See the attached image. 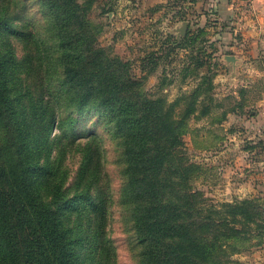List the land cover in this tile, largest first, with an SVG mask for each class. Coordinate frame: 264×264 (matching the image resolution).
<instances>
[{
	"label": "trees",
	"instance_id": "16d2710c",
	"mask_svg": "<svg viewBox=\"0 0 264 264\" xmlns=\"http://www.w3.org/2000/svg\"><path fill=\"white\" fill-rule=\"evenodd\" d=\"M14 2L0 0V44L13 38L22 51L16 57L14 46L0 49V121L18 160L9 162L0 142V264H18L15 247L21 243L19 264H39L31 223L52 245L57 264H76L64 221L77 210L84 214L78 241L98 248L99 264H117L106 234L115 203L128 238L141 246L136 264H235L233 256L253 237L252 227H260V207L249 199L213 204L190 187L189 166L182 161L185 120L196 102L200 114H207L212 96L199 101L194 92L177 111L176 101L142 93L127 62L95 46L96 30L77 0H16L20 7ZM67 109L75 112L71 124L84 116L94 124L83 144H67L51 133L62 128ZM41 145L49 147L42 163ZM105 145L117 157V200L105 170ZM67 147L78 156L71 181Z\"/></svg>",
	"mask_w": 264,
	"mask_h": 264
},
{
	"label": "rangeland",
	"instance_id": "374dc122",
	"mask_svg": "<svg viewBox=\"0 0 264 264\" xmlns=\"http://www.w3.org/2000/svg\"><path fill=\"white\" fill-rule=\"evenodd\" d=\"M77 3L86 10L96 30L95 46L106 50L110 57L127 62L129 74L140 81L142 93L150 98H164L167 103L176 101L177 111L187 106V97L194 92L199 101L206 94L212 96L213 103L206 104L207 114H200L202 105L196 102L194 112L185 120L182 161L189 166L187 180L190 187L202 192L213 204L255 201L260 207V216L256 218L260 227H252L253 237L240 245V252L233 259L235 264H264V2L231 0L228 13L220 14L216 4L206 0ZM1 46H14L16 57L22 54L21 43L13 38L3 37L0 49ZM74 115L72 109H67L62 114V128L54 127L51 133L63 135L67 144L72 140L83 144L87 130L94 124L87 116L79 124H71ZM0 142L5 144L4 155L11 154L9 162L18 161L6 134V123L1 121ZM105 148V170L117 200V157L111 146ZM50 149L54 156L52 142ZM48 150L47 145H41V163ZM66 157L71 181L78 156L68 148ZM35 158L36 154L31 161ZM51 181V187H57V181ZM120 211L116 203L108 209L109 247L117 264H136L141 246L128 238V226ZM65 216L66 211L59 217ZM33 218L37 219L36 213ZM64 222L71 227V250L76 264H99L95 255L98 248L93 246L91 251L89 243L78 241L76 233L78 224L84 223V214L77 210ZM89 230L93 234L92 227ZM29 232L31 246L37 248L39 244L35 262L57 264L44 233L38 232L32 223ZM23 248L24 243L15 247L18 264Z\"/></svg>",
	"mask_w": 264,
	"mask_h": 264
},
{
	"label": "crops",
	"instance_id": "0c3cea01",
	"mask_svg": "<svg viewBox=\"0 0 264 264\" xmlns=\"http://www.w3.org/2000/svg\"><path fill=\"white\" fill-rule=\"evenodd\" d=\"M207 3L216 4V9H218V13H228L229 9L231 8L230 1L231 0H206ZM254 3H261L264 0H253ZM208 5V4H207Z\"/></svg>",
	"mask_w": 264,
	"mask_h": 264
}]
</instances>
